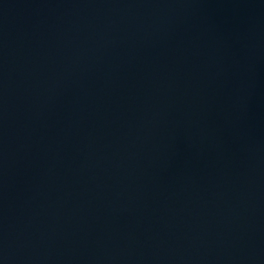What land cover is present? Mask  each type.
I'll return each mask as SVG.
<instances>
[{
    "label": "water",
    "instance_id": "water-1",
    "mask_svg": "<svg viewBox=\"0 0 264 264\" xmlns=\"http://www.w3.org/2000/svg\"><path fill=\"white\" fill-rule=\"evenodd\" d=\"M0 264H264V0H0Z\"/></svg>",
    "mask_w": 264,
    "mask_h": 264
}]
</instances>
